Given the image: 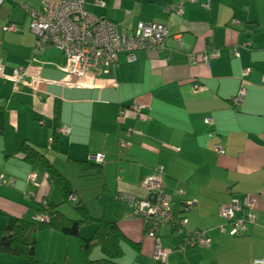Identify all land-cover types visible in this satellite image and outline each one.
I'll list each match as a JSON object with an SVG mask.
<instances>
[{"label":"crops","instance_id":"crops-1","mask_svg":"<svg viewBox=\"0 0 264 264\" xmlns=\"http://www.w3.org/2000/svg\"><path fill=\"white\" fill-rule=\"evenodd\" d=\"M182 1L184 11L178 15L172 8ZM40 2L0 4V102L5 111L0 167L14 183L0 186V230L22 218L38 221L36 203H64L42 166L22 159L20 148L29 143L48 151L93 217L117 223L125 236L119 264H249L255 257L264 259V0H85L89 14L115 23L123 35L139 23L165 26L171 34L163 51H139L133 62L121 54L119 65L104 76L67 74L63 61L51 53L48 65L29 64L37 43L30 28L32 12ZM8 24L17 31H6ZM236 47L239 56L231 52ZM214 49L219 54L208 63L191 65L190 54ZM20 68L27 72L15 89L12 75ZM136 104L143 106L146 118L132 108ZM56 108L58 148L51 150ZM63 127L69 131L61 132ZM125 140L127 148L121 147ZM218 143L221 152L215 149ZM100 155L104 163L84 168ZM32 173L35 185L27 182ZM150 180L162 184L172 209L186 220L183 231H161L165 261L154 258V240L132 207L119 199L122 193L147 198ZM186 202H195L188 212L182 208ZM233 203L256 215V224L237 236L220 215ZM69 205L62 204L61 212L79 220ZM196 231L205 232L209 244L180 250L186 234ZM94 232L92 225L82 227L84 238ZM35 251L41 264H89L103 258L99 247L86 255L77 238L50 229L36 234ZM0 264L26 261L0 252Z\"/></svg>","mask_w":264,"mask_h":264},{"label":"built area","instance_id":"built-area-1","mask_svg":"<svg viewBox=\"0 0 264 264\" xmlns=\"http://www.w3.org/2000/svg\"><path fill=\"white\" fill-rule=\"evenodd\" d=\"M4 0H0V4ZM194 2L195 0H187ZM101 6L104 3L99 2ZM185 1L172 8V11L181 15L184 11ZM171 9V8H170ZM32 33L37 38L34 49V56L29 62L33 64H46V55L54 54L63 61V70L67 74L82 76L93 74L104 76L111 73L119 65V57L125 54L129 61H136V53L144 50L163 51L167 47V41L171 34L165 26L157 24L139 23L136 29L130 35H123L119 32L118 26L107 20L99 19L89 14L85 9V0H41L40 8L32 12L30 25ZM9 32H16L15 24H8L4 28ZM181 43L182 40L179 38ZM231 52L239 56V49L233 48ZM219 50H207L198 56L194 53L189 55L191 65H196L199 61L208 63L210 56H217ZM49 66H54L49 64ZM27 70L25 68L16 69L12 75L14 88L17 89L23 84ZM248 70L245 74H248ZM241 92L236 98L239 103L243 98ZM1 104V103H0ZM140 118H146L147 114L143 106L133 105L132 107ZM206 124H211L212 120L207 118ZM67 133L69 130L63 127L61 130ZM130 133V132H129ZM128 133V136H129ZM121 147H128V140L121 142ZM218 152L222 151V144L215 146ZM92 161L97 164L104 163V156H95ZM163 168H159L162 173ZM123 172H118V177H122ZM35 175L31 179H35ZM10 184L6 175L0 167V186ZM10 185H14L10 184ZM146 188L150 194L149 198H137L131 194L122 193L119 199L129 204L133 209V216L140 219L148 227L147 234L155 241L154 258L159 261H165L168 252L163 249L161 239L156 237V231L161 224L168 220H173L171 197L167 194L157 180L148 181ZM182 195L183 191L180 190ZM73 202L78 199L71 197ZM250 206L252 203L248 198ZM195 202H186V210H191ZM220 215L231 223L230 234L237 236L247 233L250 226L256 224V215L253 213L245 214L240 203L226 205L220 211ZM39 218L44 217L40 215ZM47 218V217H46ZM45 218V219H46ZM186 225V221H184ZM224 230V229H222ZM210 239L203 231H196L189 235L182 244L180 250L184 251L185 245L204 246L208 245ZM249 264H264L262 257H255Z\"/></svg>","mask_w":264,"mask_h":264},{"label":"trees","instance_id":"trees-1","mask_svg":"<svg viewBox=\"0 0 264 264\" xmlns=\"http://www.w3.org/2000/svg\"><path fill=\"white\" fill-rule=\"evenodd\" d=\"M1 106L2 103L0 104V134L3 133L5 128V111ZM58 115L59 108H56L52 141L49 144L51 150H57L58 148ZM20 154L26 163H39L42 166L50 183L57 187L61 192L64 203L72 204L81 218L79 220L67 218L60 210L61 205L64 203L56 204L49 202L48 200L36 203L38 211L41 212L40 215H42L44 219L39 218L38 221H29L23 218L18 219L13 225L0 230V252L21 257L26 261V264H41V261L36 257V234L42 230L50 229L67 238H77L80 241L82 251L86 255H90V252L94 247H99L103 254V258L98 261L89 260V264H119V260L124 254L121 242L125 236L117 223L107 221L103 218L93 217L90 214L89 209L85 205L79 203L80 200H78V202H73L71 200V197L76 196L74 190L70 182L51 163L48 151L42 150L32 144L24 143L20 148ZM69 160L73 164L77 163L70 158ZM94 163L95 162L92 161V163L89 162L83 165L85 169L90 170V167L94 168L95 164H97ZM32 175H34V173L30 174L27 178L29 185H35L36 183V178L34 180L31 179ZM149 197L150 194H148L147 198ZM182 208L185 212H188L185 206ZM172 212L174 216L173 220L163 222L158 231H156V237L161 239V243L163 241L161 231L164 228H170L173 231H183L185 228V218L179 215V213H175L173 209ZM85 225H92L95 228V232L91 238H84L82 236V227ZM147 228L148 227L145 226L146 233ZM190 234H192V232L186 234L184 240L179 245V249ZM185 247L184 250L198 247V245L192 247L191 245L186 244Z\"/></svg>","mask_w":264,"mask_h":264},{"label":"rangeland","instance_id":"rangeland-1","mask_svg":"<svg viewBox=\"0 0 264 264\" xmlns=\"http://www.w3.org/2000/svg\"><path fill=\"white\" fill-rule=\"evenodd\" d=\"M68 205V207H71L69 204H67Z\"/></svg>","mask_w":264,"mask_h":264}]
</instances>
